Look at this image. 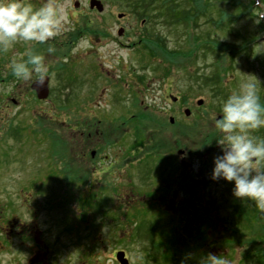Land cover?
Instances as JSON below:
<instances>
[{
	"label": "rangeland",
	"instance_id": "obj_1",
	"mask_svg": "<svg viewBox=\"0 0 264 264\" xmlns=\"http://www.w3.org/2000/svg\"><path fill=\"white\" fill-rule=\"evenodd\" d=\"M88 1L60 0L67 20L57 48L44 55L51 89L45 102L29 91L31 81L9 79L10 64H0V122L47 126L45 157L35 162L32 150L25 160L29 175L45 165L62 172L61 180L47 175L45 221L37 211L56 263L119 264L115 254L123 251L129 264H214L210 256L259 264L264 211L236 199L231 182L210 176L221 154L216 141L224 133L215 119L224 100L256 78L264 103V54L254 55L264 42V10L249 0H198L205 15L169 24L150 9L140 16L129 0H100L101 12ZM39 45L19 42L0 53L20 59L22 49ZM86 122L104 127L108 143L97 149L123 171L91 175L86 159L76 157L86 145L74 136L76 124ZM250 134L264 138V128ZM17 170L24 172L0 159V171L12 174L0 177V186L13 187ZM31 178L30 202L40 203Z\"/></svg>",
	"mask_w": 264,
	"mask_h": 264
},
{
	"label": "clouds",
	"instance_id": "obj_2",
	"mask_svg": "<svg viewBox=\"0 0 264 264\" xmlns=\"http://www.w3.org/2000/svg\"><path fill=\"white\" fill-rule=\"evenodd\" d=\"M66 20L67 11L59 0H43L38 8L28 0H0V51H8L19 42L46 44L61 33ZM47 51L52 53L54 49L49 47ZM256 54H264V42L256 44ZM9 67L17 79L37 86L47 82L45 57L32 48H26L20 59H11ZM215 127L224 135L216 141L221 154L213 159L210 179L231 182L236 199L254 203L264 211V138L250 134L264 128V103L256 78L242 82L228 95ZM210 257L214 264H224Z\"/></svg>",
	"mask_w": 264,
	"mask_h": 264
},
{
	"label": "flooded vegetation",
	"instance_id": "obj_3",
	"mask_svg": "<svg viewBox=\"0 0 264 264\" xmlns=\"http://www.w3.org/2000/svg\"><path fill=\"white\" fill-rule=\"evenodd\" d=\"M34 2L35 3L33 4V6L38 8L43 3V0H35ZM122 33L117 34L118 36H121ZM56 37L46 43L48 44V46L46 47L47 49L49 47L53 48V46L57 48L58 37ZM59 46H61V44ZM46 48L43 44L42 46H40V51L36 48L35 53H41V55L43 56L47 54L49 56V52ZM22 50L23 52L25 51V49ZM55 50L57 51L58 55L57 53L55 54L57 56H61V49L58 48V50ZM2 55L3 54L0 53L1 57ZM56 55H54V57ZM5 58L6 59H4V57L0 58V64L1 62L10 64L11 60L8 57ZM56 62L60 64L63 61L58 60ZM13 77L14 76L10 71V74H8V78L11 79ZM31 84L32 82L29 84V91L36 97L35 90L31 88ZM50 92L51 89L49 87L48 96L45 99H42L44 102L49 97ZM169 97L171 103L176 105L178 103L179 105V97ZM1 119H3V117ZM6 119L9 122H0V159H2L3 161L10 160L11 163L18 165V167L20 166V168H23L24 172H20L19 170L14 172L18 173L16 174V179L12 180L13 183L8 182V184L11 183L12 185H14L13 187L0 186V264H57L54 259L55 252L53 250L51 251L50 247L46 244V234L48 233V231H46L45 228L39 229L37 224V217L38 213L40 214V212L42 211V216H44L43 219L44 221L46 220L45 211L47 202L42 191L46 190L45 186L47 175L49 174L53 176L54 179L60 178L59 180H61L63 179L61 174L62 172H47L45 170V165V168L43 167L38 171H34L32 175H29L30 160H27L25 163V160L30 157L29 152L32 150L35 154H39L35 156V162L39 158L41 160L45 157V141L47 140L46 123L40 122L41 128H38L36 126H30L29 128V126L26 124L11 123V120L9 118ZM99 125V122L89 124L87 122L76 124L75 130L77 131L78 129H80V132L75 133L74 136H78V143L83 142L86 144L83 145V148L79 151V155L76 154V157H81L82 160L86 159L85 162L89 166V173L91 175L94 173H111V171H108L109 169H118V171L115 172L120 173L121 171H123V165H119L118 167H116L115 164H117V160L115 158L111 159L107 154L103 155L98 151V149H100L101 151V149L104 147V145L102 144L108 143L105 137L106 135H104V127L100 128ZM27 131L31 136H33V138H31L30 140L22 138L23 134ZM37 131L41 133V140L35 136V132ZM120 152L122 153V151ZM25 154H27V157H24ZM22 164L25 165L21 167ZM38 165L41 166L40 164ZM75 165V167L78 168L76 163ZM26 166H28L29 168H27ZM11 175L12 174L6 173L5 171H0L1 178L8 179ZM29 176L32 177L31 182L33 183V185H35L34 190H39V196L42 194L43 200L40 203L36 202L35 200L34 203L30 202V180H26L27 178L29 179ZM54 205L57 206V203H53V206ZM37 211L39 212L37 213Z\"/></svg>",
	"mask_w": 264,
	"mask_h": 264
},
{
	"label": "trees",
	"instance_id": "obj_4",
	"mask_svg": "<svg viewBox=\"0 0 264 264\" xmlns=\"http://www.w3.org/2000/svg\"><path fill=\"white\" fill-rule=\"evenodd\" d=\"M249 2L251 4L250 5L251 7L254 8V7H257L258 5L262 10H264V0H249ZM128 3H130L131 8H134V9L136 8V10L141 12L140 16L144 18H148L147 13L150 9L151 13L156 12L157 16L163 18L165 22L169 24H183L186 16L193 17V14H195L197 11L199 13L198 15H202L204 14V11L206 12L207 10V9L201 10L203 8L200 7L198 0H129ZM157 3H159V5L157 6L158 11L154 10L155 8H153V5ZM263 29H264V24H263ZM147 41H151V40H147ZM205 45H208V44H205ZM178 56H175V57H178ZM205 141L207 142L208 139H206ZM234 204L235 203H233V205ZM234 213H235V210H234ZM255 243H256L258 252L260 251L261 253L262 251L264 252V240L255 241ZM248 254L250 255V253ZM250 257L255 260L254 256L250 255ZM262 258H264V256ZM262 262L258 261L259 264L261 263L264 264V260H262Z\"/></svg>",
	"mask_w": 264,
	"mask_h": 264
},
{
	"label": "water",
	"instance_id": "obj_5",
	"mask_svg": "<svg viewBox=\"0 0 264 264\" xmlns=\"http://www.w3.org/2000/svg\"><path fill=\"white\" fill-rule=\"evenodd\" d=\"M89 8L90 9H96L98 12H101L103 10V5L100 0H89L88 2ZM123 16L122 13H119L117 15L118 18H121ZM122 33V29L118 30V34ZM31 88L35 90L36 97L40 100L45 99L48 96V78L47 82H45V85L43 86H37L36 84L32 83ZM202 103V100H198L197 104L200 105ZM185 115H189V110L185 109L184 110ZM170 122H173V119H170ZM116 260L119 262V264H129L127 259L124 256L123 251H119L115 254Z\"/></svg>",
	"mask_w": 264,
	"mask_h": 264
}]
</instances>
